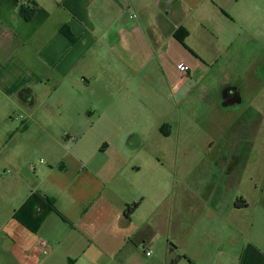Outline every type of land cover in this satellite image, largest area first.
<instances>
[{
  "label": "crops",
  "instance_id": "1",
  "mask_svg": "<svg viewBox=\"0 0 264 264\" xmlns=\"http://www.w3.org/2000/svg\"><path fill=\"white\" fill-rule=\"evenodd\" d=\"M21 7L35 11L30 20ZM261 32L264 0H0V264H264L260 180L246 192L242 180L224 186L222 203L208 200L217 187L206 194L212 212L196 231L189 179L174 177L169 193L140 151L136 162L126 145L81 144L74 129L91 114L85 100L114 99L141 73L137 83L161 81L180 103L212 77L223 108L238 111L245 73L264 80L261 51L241 67V47ZM35 193L56 211L32 233L14 214Z\"/></svg>",
  "mask_w": 264,
  "mask_h": 264
},
{
  "label": "rangeland",
  "instance_id": "2",
  "mask_svg": "<svg viewBox=\"0 0 264 264\" xmlns=\"http://www.w3.org/2000/svg\"><path fill=\"white\" fill-rule=\"evenodd\" d=\"M248 1L255 0H241ZM226 11L233 15L229 9ZM231 41L236 49H240L241 38H232ZM241 49L245 50L241 67L258 57L253 56L255 51H261L257 59L264 61V32L258 35L255 42L243 44ZM223 54L218 59V66L226 62ZM141 74H133L135 82L132 89L125 85L118 86L114 99L101 96L94 98L91 101L95 102L93 104L85 100L84 107H88L91 114L83 112L74 125V129L78 132L81 129L86 134L82 136L81 144L93 137L95 139L91 143L107 140L113 146L126 145L127 154L136 162L140 161L135 157L140 151V162L158 169L157 175L163 177L169 193H172L174 177L189 179L190 188L197 195L191 213V224H194L196 231H201L204 220L212 212L211 208L206 209L201 200L207 199L206 194H212L215 187L219 193L208 196L209 203L215 197L222 203L225 187L238 188L239 180H242L241 187L246 192L249 180L258 179L264 208L262 73L257 74L252 70L245 73V81L238 89L242 96L238 111L223 108L217 83L212 77L199 81L201 85L197 91L202 92L201 87L204 88L199 98L194 93L192 98L180 103L181 99L170 96V88L161 81H156V85L153 82L149 85L137 83ZM241 162L247 165L242 167ZM262 221L260 237L264 241Z\"/></svg>",
  "mask_w": 264,
  "mask_h": 264
},
{
  "label": "trees",
  "instance_id": "3",
  "mask_svg": "<svg viewBox=\"0 0 264 264\" xmlns=\"http://www.w3.org/2000/svg\"><path fill=\"white\" fill-rule=\"evenodd\" d=\"M20 12L25 20H30L35 13L34 10L26 7H21ZM63 33L67 38L73 41V37L66 29H63ZM175 36L181 43H183L187 33L184 29H180L175 33ZM136 207L137 204L127 206L126 215L129 216ZM55 211V204L52 200L39 193H35L25 201L18 211H16L14 219L28 231L35 233L38 231L46 217ZM176 262L177 260H173L171 264H176Z\"/></svg>",
  "mask_w": 264,
  "mask_h": 264
},
{
  "label": "built area",
  "instance_id": "4",
  "mask_svg": "<svg viewBox=\"0 0 264 264\" xmlns=\"http://www.w3.org/2000/svg\"><path fill=\"white\" fill-rule=\"evenodd\" d=\"M132 17H133V18H136L135 15H133ZM178 70H179L181 73L186 74L187 71H188V68H187L186 66H184V65H179V66H178ZM40 246L42 247V249H43L44 252L46 253V251H47V249H48L47 244H46L45 242H41V243H40ZM150 254H151L150 252L146 253L147 256H149Z\"/></svg>",
  "mask_w": 264,
  "mask_h": 264
}]
</instances>
